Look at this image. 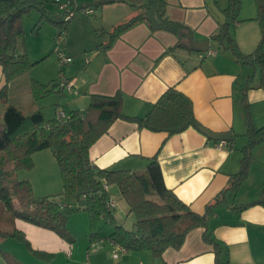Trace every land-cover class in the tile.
I'll return each mask as SVG.
<instances>
[{"label": "crops", "instance_id": "crops-1", "mask_svg": "<svg viewBox=\"0 0 264 264\" xmlns=\"http://www.w3.org/2000/svg\"><path fill=\"white\" fill-rule=\"evenodd\" d=\"M71 1L78 9L98 7L92 15L99 16L93 31L100 40L92 44L95 42L91 39L81 48H76L73 41L66 42L64 50L71 61L62 68L63 80L69 87H62L61 93L72 105L69 111L83 110L92 94L111 96L118 92L122 112L143 117L158 97L174 86L191 99L201 126L213 133L229 132L233 137L231 141L214 140L193 127L170 135L118 118L89 148L92 163L99 168L141 171L148 159L155 157L167 188L195 213L203 214L210 208L207 230L221 245L223 259L229 264L264 263V205L257 202L264 199V142L252 149L248 175L239 188L227 189L232 175L240 168L241 149L247 141L243 95L254 127L264 125V89L257 86L258 69L237 59L231 48L211 39L225 20L221 10L229 0H165L170 19L189 27L193 39L209 40L210 48L202 52L190 49L189 40L188 47L177 46V35L152 31L143 21L121 32L104 49L102 43L108 42L105 32L139 12L133 5L136 0H114L101 5L100 0H85L83 4L80 0ZM240 1V20L231 22V32L237 49L246 54L254 49L260 31L254 19L255 1ZM76 25L77 20L73 19L69 31ZM101 30L103 36L98 32ZM45 76L30 79L47 83ZM13 82L8 83L9 93ZM5 84L0 67V89ZM12 104L26 112L40 109L35 102L29 108ZM35 154L54 156L50 149ZM246 204L249 205L243 207ZM114 216L120 223L117 206ZM128 217L133 218L130 213ZM83 218L89 226L88 216ZM131 221L130 227L134 219ZM10 225L4 229L17 228L28 244L11 236L0 238V264H7V258L15 264H214L213 246L202 237L204 227L190 230L179 249L167 248L156 257L145 250L122 249L108 240L111 229L108 233L98 232V242L107 243V247H101L91 242L89 227L79 243L68 225V238L21 218H11Z\"/></svg>", "mask_w": 264, "mask_h": 264}, {"label": "trees", "instance_id": "trees-1", "mask_svg": "<svg viewBox=\"0 0 264 264\" xmlns=\"http://www.w3.org/2000/svg\"><path fill=\"white\" fill-rule=\"evenodd\" d=\"M112 1L100 0L98 5ZM254 1V19L258 23L260 36L251 52L241 53L232 37L231 22L240 20V0H229L221 10L225 20L219 24L211 39L226 49L231 48L243 63L257 68V86L264 89V0ZM133 5L139 12L115 26L111 32H105L108 33V42L102 43V48L111 46L121 32L140 21L145 22L152 31L165 30L177 35L180 39L177 46L188 47V39L183 34L190 33V29L167 16L165 0H136ZM33 8L41 11L45 17L50 12L46 0H0V67L6 80L5 86L0 89V99L7 95L8 83L25 74L36 63L29 60L22 48L25 39L21 17ZM75 10L78 7L75 6ZM48 20L54 22L50 18ZM37 27L34 26L33 31L37 32ZM99 34L103 36L104 31L101 30ZM63 82L66 83L63 77H59L49 88L48 82L31 79L29 86L33 97L38 99L50 90H62L66 86L62 85ZM242 103L247 143L241 149L240 168L232 175L227 188L233 191L239 188L248 175L252 149L264 142V125L254 127L244 95ZM56 112L47 117L41 109L26 112L12 103H6L0 121V206L4 207L3 211L11 212L13 219H24L68 238L65 212L75 208L84 210L88 216L92 243L99 239L96 225L103 221L111 226L108 240L127 251L145 250L156 257H160L167 248L179 249L190 230L204 227L202 237L213 246L214 264H229L227 259L222 258L221 245L207 230L210 208L203 214L195 213L167 188L155 157L148 159L141 171L99 168L89 158V148L118 118L135 122L150 131H165L170 135L189 127L198 129L200 123L195 118L193 103L187 95L170 86L143 117L125 115L121 110V96L118 92L111 96L92 94L83 110H71L65 113L63 119L58 118ZM44 149L53 151L63 187L55 194L33 196L30 183L17 179L16 174L20 169H30L33 165L32 155ZM113 185L117 187L120 198L134 219L130 228L119 223L114 216L117 201L110 192ZM56 196H59V200ZM257 202L264 205V199ZM64 203L70 206L62 207ZM7 236L28 244L24 234L17 228L0 229V238ZM7 264L15 262L7 258Z\"/></svg>", "mask_w": 264, "mask_h": 264}, {"label": "rangeland", "instance_id": "rangeland-1", "mask_svg": "<svg viewBox=\"0 0 264 264\" xmlns=\"http://www.w3.org/2000/svg\"><path fill=\"white\" fill-rule=\"evenodd\" d=\"M46 1L50 9V12H47L46 16L54 20V22L49 21L48 18L43 16L41 11L36 8L31 9L21 17V25L25 39V46L23 45L22 48L26 51L30 61L35 62L37 60V62L32 65L25 74L20 76L19 79H15L13 82L14 85L10 86L11 92L9 93L7 90L5 98L0 99V121L3 118V111L7 102H14L24 108H29L28 106L35 102L47 117L54 115L55 109L59 111L64 110L68 113L72 105L68 103L66 95L61 93V90H50L46 95L35 99L30 91L28 81L31 80L30 77L33 78L34 76L45 74L46 76L44 78L49 86L53 82H57L59 77L62 78L64 76V71L62 73L60 71L61 68L56 57V49H60L66 56H68V51L64 50L66 49L65 46L67 40L73 41L76 48H81L83 43H91V39L95 42L92 44H96L99 42L96 40H100V36L93 31L94 27L96 28V26H98L99 16L86 15L84 14L83 9H78L72 18V20H77V25L69 31V24L72 20L66 21L63 19L64 22H62L61 18L63 13L58 9L57 3L54 2L55 0ZM84 1L85 0H80V4H83ZM96 8H94V11H98ZM36 25L38 26L37 32L33 31V28L34 26L36 27ZM23 50L21 49V51ZM87 52L89 53L90 50L87 49ZM246 143L247 141L245 144ZM32 160L33 165L30 169H20L16 174L17 179L27 180L30 183L32 195L44 196L49 193L55 194L59 190H62L63 182L56 158L53 155L37 156V154L34 153L32 155ZM110 192L113 198L117 201L116 206L119 213L120 223H125L130 227L133 218H127L129 212L126 204L119 196L117 187L114 185L111 186ZM56 199L59 200V196H56ZM73 206L75 205L73 204ZM3 209L4 207L0 206V229L11 226V217L12 220L14 217L11 212L3 211ZM65 213L66 227L68 225L73 228L74 235L78 238L77 241L81 243L83 241L84 231L89 227L87 221L83 218L84 215L87 219V213L84 210L76 208L66 211ZM67 218L69 219L67 220ZM110 227V225L103 221H99L96 225L98 232L103 230L108 233V230L111 229ZM98 240L94 243H98L97 245L101 247H107V243L102 244V242H98Z\"/></svg>", "mask_w": 264, "mask_h": 264}, {"label": "built area", "instance_id": "built-area-1", "mask_svg": "<svg viewBox=\"0 0 264 264\" xmlns=\"http://www.w3.org/2000/svg\"><path fill=\"white\" fill-rule=\"evenodd\" d=\"M72 1L71 0H55V3H57V6H58V9L64 13L63 15V19L64 20H69L70 18H72L73 14H74V11H75V6L74 4L71 3ZM85 14L87 15H92L94 14V10L93 9H85L84 10ZM60 38V36H59ZM56 56H57V60H58V63L60 66H64L66 63H69L71 61V57L69 56H66L63 51H61L60 49H56ZM62 85H68L69 87V84L68 83H65L63 82ZM57 114V117L58 118H65L66 115H65V112L64 111H59L57 110L56 112ZM70 205L69 204H66L64 203L62 205V207H69ZM69 254V253H68ZM114 256H116V253H114Z\"/></svg>", "mask_w": 264, "mask_h": 264}, {"label": "water", "instance_id": "water-1", "mask_svg": "<svg viewBox=\"0 0 264 264\" xmlns=\"http://www.w3.org/2000/svg\"><path fill=\"white\" fill-rule=\"evenodd\" d=\"M184 37L189 40V48L196 51H207L210 48L209 40L206 39L204 41H198L193 39L191 33H184ZM198 129L204 133L207 137L214 139V140H221V141H231L233 139L231 133H213L206 129L203 126H199Z\"/></svg>", "mask_w": 264, "mask_h": 264}]
</instances>
